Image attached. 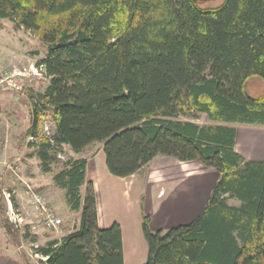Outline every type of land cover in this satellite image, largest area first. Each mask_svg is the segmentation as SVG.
Here are the masks:
<instances>
[{
  "label": "trees",
  "instance_id": "1",
  "mask_svg": "<svg viewBox=\"0 0 264 264\" xmlns=\"http://www.w3.org/2000/svg\"><path fill=\"white\" fill-rule=\"evenodd\" d=\"M4 19L46 47L35 64L48 83L27 98L26 135L42 172H52L56 157L42 132L45 119L57 149L79 154L102 144L114 177L159 156L198 161L219 176L208 200L192 221L165 231H152L142 215V264H264V162L234 151L229 126L264 127V0L216 7L197 0H0ZM254 77L263 87L249 95L244 88ZM200 114L217 124L191 121ZM85 167L77 158L52 175L80 221L36 249L43 264H124L121 228L99 227Z\"/></svg>",
  "mask_w": 264,
  "mask_h": 264
},
{
  "label": "crops",
  "instance_id": "2",
  "mask_svg": "<svg viewBox=\"0 0 264 264\" xmlns=\"http://www.w3.org/2000/svg\"><path fill=\"white\" fill-rule=\"evenodd\" d=\"M28 56L31 57V59H28L27 61L23 60L25 56L20 50L17 48L11 49L6 46L5 43H2V45L0 44L1 69L20 70V66H18L19 61H23L24 64L26 62L31 64L34 62L33 59L42 58L35 54ZM26 81L31 82L27 87L33 88L34 92L43 91L47 85V83H45L43 89L38 90L37 88H34V86H37H33L32 83L39 84V82L36 80L31 81L28 78ZM3 91L4 90H0V94H2L1 92ZM1 117H3L2 119L5 122L3 124H5V127L10 129L8 139L6 137L5 139L0 137V171H2L1 174H6V176H1L5 178L4 180H7V183L21 188L20 192L18 191L17 193L20 201L24 203L21 180H30L32 184L37 183L35 178L26 176V170L30 166L31 161H36L39 167V161L36 159L34 153V146H30L26 143L24 147L21 143L22 135H26V130L31 122L27 98H3L2 95H0V118ZM1 123L2 121L0 120V135L2 136L4 128ZM229 126L234 127L235 129L234 151L244 160L264 162V127L260 125L246 124H230ZM93 146L94 145L89 146L86 149H89L90 147L92 149ZM85 150L79 154H74L76 157L75 159L83 158L86 160L85 177L87 181L92 182L95 190L99 227L107 228L106 224L108 222H116L121 228L124 264H126L129 259L126 251L128 234L126 231L127 224L126 222L122 223L118 221L115 217H112V219L108 218L109 216H105V211L109 212L106 207L114 205V201H109V205L107 206V203H105L103 199L104 195L107 193L105 192L106 186L109 187L116 184L118 181L132 183L135 187L138 200H141L142 198L143 201L146 199L158 205L160 210L156 213L157 216L151 211H147V215L150 216V227L158 230L186 224L192 221L204 207L209 198L212 187L219 178L218 173L213 168L205 167L198 161L182 162L172 157L165 156L155 157L147 165L143 166L135 174L129 177L118 178L112 176L106 168L105 157L102 153V144L100 149L91 154V156L88 155L84 157ZM8 166H11L12 168L17 167L19 169V178L15 176L16 179H13L14 181L12 180L10 175L14 174ZM1 179L3 178H0V180ZM9 190H11L12 195L16 194L17 190H14L13 188H10ZM116 191H118V188ZM144 192L146 193L147 198L143 196ZM121 204L123 203L121 202ZM4 205L5 203L1 207H4ZM2 215L3 212L0 209V216L2 217ZM157 217L158 223H156ZM3 228L4 229L0 227V231L2 233L4 232V235H10V232L6 231L5 227ZM30 228L36 230L34 225ZM135 232L137 233V225ZM34 233H36V231ZM62 236L63 235H61V237ZM60 238L48 237L45 241L48 242L54 239L59 240ZM0 264L29 263L26 261L24 255L17 254L16 250L11 248L6 240H0Z\"/></svg>",
  "mask_w": 264,
  "mask_h": 264
},
{
  "label": "rangeland",
  "instance_id": "3",
  "mask_svg": "<svg viewBox=\"0 0 264 264\" xmlns=\"http://www.w3.org/2000/svg\"><path fill=\"white\" fill-rule=\"evenodd\" d=\"M197 2L198 5L201 7H216L220 5L223 2V0H197ZM0 41L2 43H5L6 46L10 47L11 49L17 48L22 53H24L25 58H23V60L26 61L28 59H31V57H29L28 55L35 54L36 56L42 58L46 55V47L40 41H38V39L35 37V35L32 32L25 31L23 29H15L12 23L6 19L0 20ZM1 42L0 44L2 45ZM35 59H33L34 62H32L31 64H29V62H26L24 64L23 61H19L18 66H20L19 67L20 71L28 68L29 65L35 64V61L39 60V59L36 60ZM251 79L244 89L245 92L248 93L249 95H256L260 93L263 87V83L257 77ZM35 80L39 82V84L32 83V85L33 86L36 85L37 87L34 86V88H37L38 90L43 89L45 83H48V79L47 80L35 79ZM30 83L31 82H27L25 79L21 82V90L16 91L15 89L9 88L1 92L2 94L0 95H2L3 98H28V92L34 91L33 88L27 87ZM2 118L3 117L0 118V120L2 121L1 124L5 123ZM179 119L190 120L182 117H180ZM191 121L199 125L217 124L214 122H210L207 119L206 115L204 114H200L197 119ZM44 124H47L49 128L48 132H50V134L53 135L54 126L52 125L51 120L45 119L42 125ZM3 128L5 130L3 129V134L2 136L0 135V137H2V139H5V137L8 139L10 135V129L9 128L7 129L5 127V124H3ZM28 142H29L28 137L26 135H22V142H21L22 145L25 147V144ZM100 146H101L100 143H96L92 149L91 147L89 149H86L85 150L86 152H84V157L88 155L91 156V154L97 152L100 149ZM58 150L63 156V159H58L55 157L54 161L51 163V169H52L51 173L42 172L38 167L36 161H31L30 166L26 170V176H31L37 180L36 181L37 183L35 184L31 183L34 189L45 195V197L49 201L50 206L56 210L57 215L61 218L62 224L58 230L46 229L42 226L37 216L29 212V205L26 203H22L18 198L17 192L18 191L20 192L21 188L19 186H15V185L13 186L10 183H7V180H4L5 178L1 176V175L6 176V174H1L2 171H0V178H3L0 180V209L3 212L2 217L0 216V227L4 229L3 227L6 226V222L9 224V222L5 217L4 207H1L4 204L2 191L11 192V190H9L10 188L17 190L16 194L12 195V201L14 202V205L20 207L22 203L25 205V208L29 212V214L26 216L27 219L25 223L22 225L21 229L18 230L12 228V226L9 224L10 235L8 234L4 235V232L2 233L0 231V237H1L0 240L1 241L6 240L9 246L16 250L17 254L24 255L26 261L29 264H43L40 255L38 257H35L34 254L36 253V249L38 247H41L45 244L46 238L48 237L60 238L61 235L73 231V229L78 228L79 226L80 209L77 211H71L67 204L64 191L54 186L52 182V175L57 171H59L60 169L64 168L68 162L74 160L76 157L74 153L67 146H61L59 147ZM52 154L54 155V152H52ZM10 176L12 177V180L16 179L14 175H10ZM117 188L118 191H116ZM84 190L85 188L84 186H82L79 192L81 207L84 199ZM105 192L107 193L104 195L103 199L105 203H107V206L109 205L108 204L109 201L111 202L114 201L113 206L106 207L109 210V212L105 211L104 213L105 216L106 217L109 216L108 218L115 217L118 221L122 223L126 222L127 224L126 231L128 232V234H127V242H126V251H127V255L129 256V259L128 262H126V264H142L146 258V244L141 229L142 215L144 214L147 215V211H151L156 215V213L160 210L158 205L146 199L144 201L142 198L141 200H138L134 185H132V183H128L124 181H118L116 182V184H113L109 187L106 186ZM143 196L147 198L145 192ZM120 201L123 204H121ZM227 204L232 206H238L239 202L234 199H227ZM157 221H158V217L156 219V223H158ZM112 223L113 222H108L106 224L107 227H109ZM30 224H33L36 227V230H32L30 227L33 225ZM136 225H137V233L135 232ZM150 229L152 231H156V229H152L151 227ZM166 229L168 228L162 230L165 231ZM35 231L36 233H34Z\"/></svg>",
  "mask_w": 264,
  "mask_h": 264
},
{
  "label": "built area",
  "instance_id": "4",
  "mask_svg": "<svg viewBox=\"0 0 264 264\" xmlns=\"http://www.w3.org/2000/svg\"><path fill=\"white\" fill-rule=\"evenodd\" d=\"M27 78L30 79L31 81L35 79L38 80L48 79V77L45 74L44 66L41 64L29 65L28 68L23 69L21 71L16 69L0 68V90H6L10 88L19 91L21 90V82ZM48 130L49 128L47 124H44L42 126V132L44 136L50 140V143L54 148L56 158L63 159V156L58 151L56 145L52 140V134H50ZM28 141L32 142L33 138L28 137ZM8 168L12 171L14 176L18 177L19 169L17 167L12 168L11 166H8ZM21 184H22L24 203L29 205V212L34 213L37 216L39 222L42 224L44 228L58 230L62 224V220L57 215L56 210L50 206L49 201L45 197V195L35 190L30 180L28 181L21 180ZM2 195L5 203L4 212L7 221L12 226V228L18 230L21 229L22 225L25 223L27 219L26 216L29 214L28 210L25 208L24 204H21L20 207L14 205V202L12 201L11 192L2 191ZM39 255L40 254L38 253L34 254L35 257H38ZM40 258L42 259L43 262L46 260V257H42L41 255Z\"/></svg>",
  "mask_w": 264,
  "mask_h": 264
}]
</instances>
